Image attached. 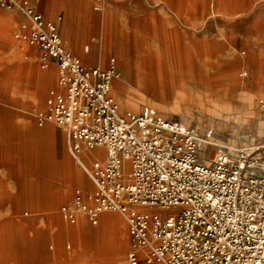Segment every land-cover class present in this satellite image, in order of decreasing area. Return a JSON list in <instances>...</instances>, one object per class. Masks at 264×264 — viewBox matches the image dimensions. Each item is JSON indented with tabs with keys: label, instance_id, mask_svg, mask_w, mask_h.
Returning <instances> with one entry per match:
<instances>
[{
	"label": "built area",
	"instance_id": "obj_1",
	"mask_svg": "<svg viewBox=\"0 0 264 264\" xmlns=\"http://www.w3.org/2000/svg\"><path fill=\"white\" fill-rule=\"evenodd\" d=\"M0 5L27 18L16 36L42 49L43 67L58 62V89L36 111L37 123L65 128L81 165L83 146L105 149V159L87 169L94 185L88 198L78 192L74 206L62 207L71 222L80 212L92 224L104 211L123 213L127 264H264V142L202 161L210 133L152 106L120 110L111 92L120 75L114 57L107 67L88 66L28 0Z\"/></svg>",
	"mask_w": 264,
	"mask_h": 264
},
{
	"label": "bare ground",
	"instance_id": "obj_2",
	"mask_svg": "<svg viewBox=\"0 0 264 264\" xmlns=\"http://www.w3.org/2000/svg\"><path fill=\"white\" fill-rule=\"evenodd\" d=\"M137 1L138 6L145 12L144 19L129 16L126 12V1H118L116 10L114 12L107 11L105 14L107 20L104 30L106 44L117 48L123 74L127 79L134 81L140 96L148 95L161 102L176 96L173 110L189 115L193 106H196L204 113L215 114L217 111L215 104L209 99L212 96L214 83L225 80H232L237 83L238 78L235 68L227 66V59L218 56L219 52H229V47L225 41L226 31L222 29L219 37H217L212 34L213 27L216 24L222 25L233 22L252 35L259 33L260 26L255 22L259 21L260 15L264 13V0ZM70 2L71 0H67L68 13L72 14L76 9L75 7L74 9L70 8ZM100 8L101 6L97 7V9ZM87 12L88 9L85 4L81 13L86 15ZM94 16H99V13L95 12ZM125 17L128 18L127 21L123 20ZM175 18L199 28L200 37L195 48L198 67L196 76L193 77V80H196V88L191 93L182 90L183 85L176 82L178 70L165 68L168 63H178V60L174 59L177 54L169 45L174 39L173 33L177 34L179 31L176 28L175 31H172L174 28L171 29L168 26ZM112 21L115 23L112 24ZM129 22L130 26L128 25ZM93 24L92 28L90 26L87 28L86 38L93 31V26H95ZM205 31L213 37L205 36ZM167 51H170L169 55L172 58L164 61L160 56ZM231 56V62L239 68L241 65L239 55L234 51ZM201 61L204 62V66L201 65ZM166 77L175 81L163 83ZM43 80L44 85H49L50 76ZM223 88L225 94H228V87L223 85ZM118 92L119 95L125 93V87H119ZM221 102L224 103L225 100H221ZM221 109L224 108L221 107ZM251 113L255 114L253 111ZM0 135L9 143L12 141L10 145L14 144V151L18 152V156L22 152L19 157H16L7 153L0 146V264H52L53 252H49L46 248L47 244L51 240L54 241L55 238L51 233L50 226L54 223L59 226V238H62L63 233H66L68 229L61 218L55 215H47L45 216L46 228L39 230L30 218H24V207L39 205L43 208H53L65 195V189L61 186L56 187L52 178L56 176L59 181L68 182L73 180L72 178L77 174L81 180H85L84 174L72 166L65 151L61 154V160L57 162L55 158L56 136L51 126H47L45 129H38L32 124L20 126L14 119L5 120L0 115ZM66 139L68 144V138L66 137ZM233 148L230 147V149ZM68 150L75 159V154L69 145ZM89 152L95 153L93 156L98 159L105 157L104 148L88 149L83 146V151L78 156L83 163L81 166L86 171L89 166L82 155L84 153L89 155ZM20 157L30 163L38 174L42 175V179H40V175L38 176L39 179H3L1 164L7 162L8 158L12 160V165L20 168L22 167ZM206 161L208 160L206 159ZM125 165L128 166L127 162ZM29 192H35L42 200L39 201L40 198L35 195L27 197L25 194ZM26 214L28 215L29 212ZM77 233L79 237L85 234L83 230H79ZM118 246L120 249V244ZM39 252L42 253L40 254L43 257L42 263H38L35 258ZM120 254L115 252L114 256L119 257ZM123 254L124 252L122 256Z\"/></svg>",
	"mask_w": 264,
	"mask_h": 264
},
{
	"label": "rangeland",
	"instance_id": "obj_3",
	"mask_svg": "<svg viewBox=\"0 0 264 264\" xmlns=\"http://www.w3.org/2000/svg\"><path fill=\"white\" fill-rule=\"evenodd\" d=\"M88 1L91 3L92 9L99 13V16L93 18V20L97 19L94 21L95 24H93L92 21L84 20V18L82 17L78 18L81 21L79 24L82 27V34H85L89 26L91 27L92 24L95 25L93 26V31L89 35V39L85 40L84 42V45H87L89 47V51L87 52L89 57H85V59L83 58V63L88 66L95 64L107 66L109 64L110 58L114 57L116 59V64L119 69L120 75L119 77H115L113 79L112 93L116 101L118 102L120 110L122 112H140L145 106H152L167 118L176 119L187 125L198 128L203 135L210 133V144L208 146V149H206V152L201 156L202 161L205 162H209L210 159L213 158L215 154L221 149H230V147L237 148L241 145L253 142H264V88L256 86L257 83L260 82L257 81V75L254 67L255 56L257 53L256 34L252 35L243 27L236 26L233 22H228L227 24L222 25L216 24L213 27L212 34L216 35L217 37H219L220 31L222 29L226 31L227 37L225 38V41L229 47V52H219L218 56L227 59L228 67L235 68V70L237 71L238 82L235 83L232 80H225L214 83L212 96H210L209 99L211 100V102H213V104H215V109L217 110L215 114L204 113L199 107L193 106L190 114L186 115L185 113L173 110L176 96L167 98L164 102H161L156 98L148 95L140 96L139 93H137L139 91L134 81L127 79V77L123 74V70L121 67V58L119 56V53L117 52V48H114L112 46L110 47L106 44L104 30L106 27L105 23L107 21L105 18V14L107 13V11L114 12L118 5V1H126L127 14L129 16L144 19L145 12L138 6V1ZM48 6L49 8H44L41 4L38 5V8L45 14V17L47 19H58L60 16L63 17L66 10L64 0H50ZM100 6L101 8L97 9V7ZM0 9L4 13H6L9 21L8 27H10L8 28V35H6L8 39L5 42L7 43H5V45H3L0 49V58L4 59L2 69L5 70L6 68H8L10 70V63L18 65L19 69H21L22 66L23 68L25 67V79L18 80V85L15 86V88L11 85L12 83H15L16 85L17 81L10 79L5 80L3 87H0V115L5 118L9 115L14 116L15 113H21L24 114L23 118L14 119L20 126L32 124L38 129H45L49 125L46 124L40 126L39 124H37L35 113L36 111L45 107L44 105L50 90L58 89V62L55 58H50L49 65L47 67H43L41 61V56L43 54L42 49L16 36V34L21 31L18 27V25H22L19 14L20 12L16 9H6L2 6H0ZM48 11H50L51 13L49 12V14ZM123 20L127 21L128 18L125 17ZM258 20L259 21H256L255 23H258L260 26L258 35L259 38H261L262 34L264 33V13L260 15ZM114 23L115 22L112 21V24ZM128 25L130 26V22L128 23ZM168 26H170L171 29L174 28V30L172 29V31H175V28L179 30L177 34L173 33L174 39L171 43H169V45H171L170 47L173 48V51L177 54L174 56V59L178 60V63H168L166 64L165 68L178 70V73H176V82H179L183 85V87L181 88L182 90H186L191 93L196 88V80H193V77L196 76V69L198 67L195 48L200 37L199 28L176 18ZM95 27L96 30H94ZM204 33L205 36L208 35L209 38L213 37V35H209L208 33H206V31ZM234 51L237 52L241 60V65L239 66V68L236 64L231 62V53ZM14 52H19L21 57L19 59L13 60L10 56ZM169 53L170 51H167L162 56H160L162 60H170L172 56H170ZM91 57L95 58V62L91 61ZM52 61L55 62L56 66L54 82L51 85L45 86L40 82L39 74H44L51 70ZM200 63L203 66L205 65L202 61ZM242 73L245 74L242 75ZM173 81L175 80H171L166 77L163 83H171ZM223 85H226L228 87V94H225ZM121 86L125 87V93L119 95L118 88ZM176 90H178V88H176ZM221 100H225V102L222 103ZM221 107L226 110L224 111V109H221ZM251 111L255 112V114H252ZM5 120H7V118H5ZM51 125L54 127L56 136L55 158L57 162L61 160V154L63 151H65L70 159L72 166L77 169L78 172L84 174L83 176L85 177V180H81V178L77 174H75V176L72 178L73 180L69 179L70 181L68 182L59 181L58 178L54 176L52 178L54 179L53 184L56 185V187L61 186L65 189V195L62 196L63 198L59 202H57L56 206L51 209L43 208L39 205H36L35 207L26 206L24 207L23 215L24 218H30L32 223L39 230L46 228L47 226L45 216H58L65 223L69 231L68 233L75 235L77 231H84L91 225L96 224H92L83 212L78 213L76 222H71L69 218H66L64 216L62 207L74 206L75 197L78 192L81 193L85 198H88V195L93 190L94 185L86 169L84 170V167H82L81 164L77 163L76 158L74 159L68 150V145L69 147H71V143L68 138L67 130L52 122ZM66 137L68 138V144ZM10 143L9 141H7V139L4 140L0 135L1 148L6 150L7 153L17 157L18 152L13 151V146L10 145ZM204 148L205 146H203V149ZM93 155H95V153L91 152H89V155L85 153L82 155L83 159L87 161L86 163L89 167L92 166L94 159H96V157H94ZM206 159L208 161H206ZM11 163L12 160L7 158V162L1 164L3 168V179H39V175L41 176L40 179H42V175L38 174L37 170L34 169V167H32L30 163H27L21 157L20 163L22 164V167H15ZM25 195H27V197H33L34 195L37 196L35 192H29ZM38 198H40L39 201L42 200L41 197ZM27 212H29L28 215L26 214ZM55 225L57 224L54 223L52 224V226H50L51 233L53 235L55 234L56 230ZM68 244L70 245L69 248L67 247ZM130 246L131 245L126 248L123 256L121 257L122 262L125 261L124 264H127L126 257ZM48 247L47 249L50 252H53L52 254L54 255L52 264H56V261L59 260L60 256L55 253L56 251L55 246H53V242L50 243ZM65 247L68 251H72L73 240L71 237L66 239ZM40 254L42 253L39 252V254H37V256L35 257L38 263L43 262V257Z\"/></svg>",
	"mask_w": 264,
	"mask_h": 264
},
{
	"label": "crops",
	"instance_id": "obj_4",
	"mask_svg": "<svg viewBox=\"0 0 264 264\" xmlns=\"http://www.w3.org/2000/svg\"><path fill=\"white\" fill-rule=\"evenodd\" d=\"M29 1L35 6L36 10L41 12L45 17V14L38 8V5L41 4L44 8H49L48 5L50 0H29ZM64 1L66 5V10L64 12L63 17L60 16L58 19L49 18V20H53L57 23L59 32L63 38L66 47L69 50H71L73 53L78 55L83 61V58L85 59V57H89V55L87 54V52L89 51V47L87 45H84L85 40L89 39V37L86 38L85 37L86 34L81 33L82 27L79 24L81 21L78 18L82 17L84 18V20L92 21L94 23L95 20H93V18L96 17L94 16L96 11L92 9L91 3L88 0H71L69 6L72 9H74L75 7L76 10L74 13L70 14L68 13L69 10L67 5L68 4L67 0ZM85 4L87 6L88 12L86 13V15H82L81 9L84 8ZM49 12L50 11H48V13ZM19 14L22 25L21 26L18 25V27L20 30H24L25 28L23 27L24 24L27 23V18L23 14H21V12ZM8 22L9 21L6 13H4L0 9V49L3 45H5V43H7L5 42L8 39L6 35H8V28H10L8 27L9 25ZM256 36H257V43H256L257 53L255 56V72L257 75V81L260 82L257 83L256 86L264 88V33L262 34L261 38H259L258 33L256 34ZM10 57L13 60H15V59H19L21 55L19 52H14L13 54H11ZM3 60L4 59L0 58V87L1 88L3 87L5 80L10 79L17 81L16 85L15 83H12L11 85L14 86L15 88V86L18 85V80L25 79V73H24L25 67L23 68L22 66V68L19 69L18 65L10 63L11 69L9 70L8 68H6L5 70H3L2 69ZM91 61L95 62V58L91 57ZM89 66L107 67L108 65L102 66L101 64H95ZM55 74H56V66H55V62L52 61L51 70H49L47 73L44 74L40 73L39 80L43 84L44 81L43 79L47 76H50L49 85H51L54 82ZM23 115L24 114L21 113H15L14 116L9 115L5 118L20 119L23 118ZM46 124L53 127L51 125V122ZM13 145L14 144H12V146ZM55 229H56L54 234L55 238L54 241L52 240L51 241L53 242V246H55V251H56L55 253H57L60 256L59 260L56 261V264H124L125 263V261L122 262L121 257H122V253L125 252L126 248L129 247V245H131V238H130L129 226L126 217L121 212L118 211L102 212L99 216L98 223L96 225H91L86 230H84L85 234H82L81 237L77 236L78 231L75 233V235H72L68 233L69 232L68 230H66V233H63L64 234L63 237L59 238L58 237L59 235L58 232L60 231L59 226L55 225ZM70 237L73 240L72 251H68L65 247L66 239ZM51 241L47 244L46 248L50 245V243H52ZM119 244L121 246L120 249H118ZM67 247L69 248L70 245L68 244ZM115 252L121 253L119 257L114 256Z\"/></svg>",
	"mask_w": 264,
	"mask_h": 264
}]
</instances>
